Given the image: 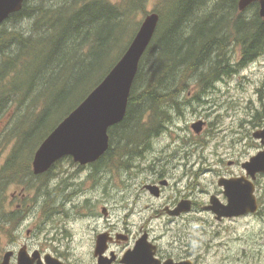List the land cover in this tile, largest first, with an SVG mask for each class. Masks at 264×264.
Segmentation results:
<instances>
[{
	"label": "flooded vegetation",
	"instance_id": "1",
	"mask_svg": "<svg viewBox=\"0 0 264 264\" xmlns=\"http://www.w3.org/2000/svg\"><path fill=\"white\" fill-rule=\"evenodd\" d=\"M31 3L22 0L18 12ZM18 12L0 23V32L14 31ZM229 49L227 54L237 59L239 50ZM247 66L220 72L207 85L190 72L191 82L170 85L179 97L188 90V99L170 102L160 131L129 164L116 167L103 161L104 154L87 164L64 156L37 175L42 179L11 183L8 246L0 248V264H210L223 247H193V226L201 244L208 226L240 218L259 228L264 247V79L256 81L249 99H234L236 90L229 83ZM216 92L218 99H211ZM187 108L195 117L180 126L176 121ZM196 122L199 132L192 126ZM82 181L90 187L79 190ZM117 181L122 186L112 196L109 187ZM242 191L252 195L255 210L240 216H218L212 210ZM115 197L119 204L113 208H121L122 216L112 217ZM138 199L146 200L143 208Z\"/></svg>",
	"mask_w": 264,
	"mask_h": 264
},
{
	"label": "trees",
	"instance_id": "2",
	"mask_svg": "<svg viewBox=\"0 0 264 264\" xmlns=\"http://www.w3.org/2000/svg\"><path fill=\"white\" fill-rule=\"evenodd\" d=\"M57 1L32 0L29 9L16 14L14 31L0 32V117L14 106L18 111L24 107L7 132V137L14 134L16 144L0 168L4 234L9 218L7 188L14 181L42 179L30 167L33 150L118 61L137 31L139 20L132 19L137 11L144 13L147 0ZM237 2L215 0L208 6L209 0L160 1L153 10L159 15L156 32L139 62L125 116L108 131L110 143L103 161L126 165L160 131L167 113L160 103L173 101L169 86L185 84L190 71L201 69L195 78L212 83L220 72L247 66L264 53V17L258 2L244 11L238 10ZM26 18L33 19L30 35L18 28ZM231 45L239 48L236 60L227 54ZM46 126L33 147L35 133Z\"/></svg>",
	"mask_w": 264,
	"mask_h": 264
},
{
	"label": "water",
	"instance_id": "3",
	"mask_svg": "<svg viewBox=\"0 0 264 264\" xmlns=\"http://www.w3.org/2000/svg\"><path fill=\"white\" fill-rule=\"evenodd\" d=\"M258 2V12L264 17V0H238L237 8L244 11ZM22 0H0V23L21 9ZM159 22L156 12L147 13L118 61L88 95L65 116L44 138L34 152L33 174L46 172L59 159L71 156L75 162L96 161L109 148V128L120 123L126 113L130 91L139 62L150 45ZM199 132L201 123L193 125ZM263 155L258 158V161ZM260 162H257L259 168ZM247 168L250 166L246 165ZM251 194H235L226 206H212L218 216H240L255 210ZM141 242H137L140 246Z\"/></svg>",
	"mask_w": 264,
	"mask_h": 264
},
{
	"label": "rangeland",
	"instance_id": "4",
	"mask_svg": "<svg viewBox=\"0 0 264 264\" xmlns=\"http://www.w3.org/2000/svg\"><path fill=\"white\" fill-rule=\"evenodd\" d=\"M107 1L113 4H118L122 0H107ZM160 1L161 0H147L145 2L144 13L141 10L137 11L132 21L135 19H138L139 25H140L144 16L149 12H154L153 10L159 6ZM214 1L215 0H209L208 6H211ZM44 3L48 4L49 2L45 1ZM32 24H33V19L26 18L19 22L18 28L25 35H30V33L32 32ZM232 47L236 48L237 51L239 50L237 46L232 45ZM30 56L31 55H28L27 60H29ZM236 57L237 55H235L234 57L232 56L231 58L232 60H236ZM246 68H247L246 71H244L243 73H239L234 78V80L232 79L231 81H229L230 85L232 86L230 88L233 90H236V91H233L234 99L236 100L251 98V96L253 95L252 93L253 86L255 85L256 81H259V79H262V78L264 79V53H262L261 56H259L257 59L249 63V65ZM190 72L191 74L193 72L192 74L193 76L191 78H195L196 76L194 75L200 74L201 69L200 70L196 69L195 71H190ZM187 82H191V79L188 78ZM222 91H225L224 87H222ZM187 92L188 90L183 91V93L180 91L179 99L180 98L188 99V97L186 96ZM192 94L194 95V92H192ZM219 94L220 93L218 92L214 93L211 99L217 100L218 99L217 97ZM226 99H231V97L228 96L226 97ZM169 106L170 105L167 106L165 103H163L162 109L167 111ZM23 109L24 107L22 106L21 110L18 111V110H15V106H14L13 109L8 110L3 116L0 117V168L2 167V165L4 164L8 156L13 152V148L15 147V144H16V137L14 136V134L12 135L10 133L9 135L8 133V137H9L8 138L7 132L13 126L14 120L17 117L21 116V114L24 112ZM56 115H55V118L50 121V124L54 123V121L58 117ZM193 117H195V115L190 112L189 108H187L184 112V117H182L181 120L176 121V123L179 124L180 126H185L189 124L190 122H192V120L194 119ZM47 130H48V126L42 127L39 133L37 134L35 133L34 135L35 139L33 140V143H32L33 147L37 144V142L39 141V138ZM35 149L33 151H35ZM25 154H26V150L24 152V155ZM67 162L63 163V166L66 169H70V167L67 166ZM59 167L62 169L61 164H59ZM56 170L57 169H55V171ZM117 176L118 178L121 179L122 178L121 172H119ZM85 179H83V181H85ZM83 181L77 186L79 190L81 189L86 190L88 187H90V183L83 182ZM121 186H122V183H120V181H117L115 184L109 187V191L112 194V196H114L115 192H120L119 187ZM52 187L53 186H51V188ZM10 192H11V186L7 188V196L10 195ZM115 199L118 200V198L115 197L112 199V202L110 203V205L112 206V209H111L112 214H113L112 217L122 216L121 211L123 210L121 208H119V210L113 208L114 205L116 206L119 204L114 201ZM145 203H146V200L145 201L144 200L142 201V199L139 200L138 208H143L144 205H146ZM157 205L158 203L154 201V206H157ZM149 214L150 215L153 214L152 210L151 211L149 210ZM147 215L148 214H146L145 216ZM209 221L210 223H212L211 219H209ZM207 232L208 233L201 236L200 238L201 244H199L198 233L196 231V227L193 226L192 243H193V247H197V245H199L200 247H223V249L221 250L222 255L220 253L217 254V259L215 258V260L211 261L210 264H264V247L262 243L263 235L260 232L259 228H256V229L253 228V223L251 222L249 218H245V219L240 218L239 220L234 221L232 223L226 222L224 224H219V225L214 224L213 226L211 225L207 227ZM203 242H205V244ZM7 243H8L7 235L0 232V248L7 247L8 246ZM231 250L233 252H231ZM221 257L223 258L222 263H221Z\"/></svg>",
	"mask_w": 264,
	"mask_h": 264
},
{
	"label": "bare ground",
	"instance_id": "5",
	"mask_svg": "<svg viewBox=\"0 0 264 264\" xmlns=\"http://www.w3.org/2000/svg\"><path fill=\"white\" fill-rule=\"evenodd\" d=\"M217 9H218V8H217ZM219 9H220V8H219ZM215 10H216V9H215ZM212 11H213V10H212ZM237 12H238V11H237ZM212 14H213V13H212ZM209 16H210V15H209ZM218 19H219V18H218ZM221 19H223V18L221 17ZM199 24H200V23H199ZM218 24H219V23H218ZM197 25H198V24H197ZM216 25H217V24H216ZM200 26H201V24H200ZM214 26H215V25H214ZM216 27H217V26H216ZM218 27H220V26H218ZM197 28H198V27H197ZM200 28H201V27H200ZM210 31H211V30H210ZM214 31H215V30H214ZM155 32H156V31H155ZM205 32H206V31H205ZM218 32H219V31H218ZM47 34H48V33H47ZM154 34H155V33H154ZM208 34H209V33H208ZM216 34H217V31H216ZM185 35H186V34H185ZM220 36H221V33H220ZM203 37H204V36H203ZM213 38H215V37H213ZM208 42H209V41H208ZM217 46H218V45H217ZM218 48H219V47H218ZM177 50H178V49H177ZM205 61H206V60H205ZM220 71H221V70H220ZM190 73H191V72H190ZM192 74H193V73H192ZM194 76H195V75H194ZM188 78H189V77H188ZM198 78H199V77H198ZM206 85H207V84H206ZM169 92H170L171 95L173 96L172 99H173L174 101H178V100H180V99H179V96H178V94H179V90L171 88V91H169ZM172 96H171V97H172ZM172 99H170V100H172ZM168 101H169V100H166V101H163V102L160 103V105H161V106H160V109H161L162 112L165 111V110L162 109V104L165 103V104L168 106V105L170 104V102H168ZM161 111H160V112H161ZM165 112H166V111H165ZM110 128H112V127H110ZM110 128H109V129H110ZM109 143H110V141H109ZM127 164H129V163H127Z\"/></svg>",
	"mask_w": 264,
	"mask_h": 264
}]
</instances>
